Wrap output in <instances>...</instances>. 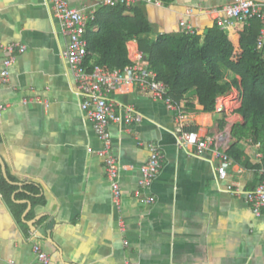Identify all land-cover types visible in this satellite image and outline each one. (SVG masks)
<instances>
[{
	"label": "crops",
	"instance_id": "obj_1",
	"mask_svg": "<svg viewBox=\"0 0 264 264\" xmlns=\"http://www.w3.org/2000/svg\"><path fill=\"white\" fill-rule=\"evenodd\" d=\"M68 1L73 7L93 2ZM232 1L172 0L158 6L140 0L135 5L143 9L152 25L148 36L155 39L180 32V20L204 31L222 17L218 8ZM251 21L234 22L226 30L236 36ZM67 42L47 0H0V69L6 45L25 46L10 67L8 82L0 85V157L8 178H14L10 184L18 186L12 199L26 204L17 218L0 192V264H34L35 243L55 264H264V207L255 215L243 196L264 169L259 145L246 139L239 146L258 170L230 157L220 176L213 148L199 153L194 146L177 144L183 129L214 137L213 146L226 151L236 141L232 126L244 122L234 112L241 103L238 90L232 87L218 96L214 112H203L196 103L184 110L182 120L135 87L112 91L115 103L132 105L141 117L110 125L120 166L117 207L99 154L101 143L80 108L62 55ZM126 46L128 59L139 50L135 40ZM233 78L240 79L223 68V80ZM194 93L192 88L184 97ZM150 142L159 143L164 156L159 174L143 190L138 181ZM26 183L38 188L41 202L16 198ZM147 196L154 202L146 204Z\"/></svg>",
	"mask_w": 264,
	"mask_h": 264
},
{
	"label": "trees",
	"instance_id": "obj_2",
	"mask_svg": "<svg viewBox=\"0 0 264 264\" xmlns=\"http://www.w3.org/2000/svg\"><path fill=\"white\" fill-rule=\"evenodd\" d=\"M126 11L132 15H125ZM260 27L261 22L255 18L236 36L214 24L204 31L196 29L192 34L164 33L152 39L148 36L152 25L141 7L100 6L86 26V63L92 62L105 70L124 68L130 64L126 43L135 40L157 78L167 85L169 96L183 110L197 103L203 112H214L216 98L235 87L241 103L234 112L239 113L244 122L232 126L231 136L236 141L226 153L235 162L258 170L259 165L248 164L243 158L239 146L246 139L258 144L264 162V56L256 49ZM223 68L240 79L224 81ZM192 88L195 93L184 97ZM261 179L262 176L257 183ZM17 189L18 186L8 183L0 172V192L19 218L26 204H16L12 199ZM38 194L35 185L26 183L15 196L35 203L42 201Z\"/></svg>",
	"mask_w": 264,
	"mask_h": 264
},
{
	"label": "built area",
	"instance_id": "obj_3",
	"mask_svg": "<svg viewBox=\"0 0 264 264\" xmlns=\"http://www.w3.org/2000/svg\"><path fill=\"white\" fill-rule=\"evenodd\" d=\"M53 15L57 18L60 32L67 37L68 42L62 52L66 59L75 82L76 93L81 97L80 108L92 122L101 147L99 154L104 158V169L110 183L112 198L119 207L121 189L119 184L120 166L112 152L110 125L112 123L130 124L140 121V115L130 104L115 103L110 95L112 91L122 85H129L149 93L151 97L162 102L168 109L176 112V118H184V110L173 101L168 94L167 85L157 78L156 73L150 68L148 61L140 50L130 56V64L124 68L105 70L92 62L86 63L87 41L85 32L87 23L94 19L96 6H124L131 7L140 0H92L90 5L73 7L68 0H47ZM147 3L163 5V0H144ZM222 17L218 18L217 25L226 29L234 22L249 23L257 18L261 22V29L256 39V49L264 56V0H233L224 4L217 10ZM180 32L192 34L195 29L184 20H180ZM25 46L19 43H10L4 47L6 56L2 60L0 69V85L9 80L10 67ZM214 138V137H213ZM201 137L196 132L181 129L177 134L179 146H194L197 152L213 148L218 159L217 168L220 176L226 174L231 158L224 149L214 145V139ZM149 156L141 166V177L138 181L140 189L150 188L153 179L159 174L162 167L163 151L159 143H148ZM262 179L251 189L243 192L255 215H260L264 207V169L260 171ZM146 204L154 202L152 196L143 200ZM35 254L34 264H55L39 244H33Z\"/></svg>",
	"mask_w": 264,
	"mask_h": 264
},
{
	"label": "water",
	"instance_id": "obj_4",
	"mask_svg": "<svg viewBox=\"0 0 264 264\" xmlns=\"http://www.w3.org/2000/svg\"><path fill=\"white\" fill-rule=\"evenodd\" d=\"M0 169L3 173V176L5 177V179L9 182V183H12V184H15V182H12L11 180H9L8 176H7V173H6V170H5V165H4V162L2 160V158L0 157ZM19 184V183H18Z\"/></svg>",
	"mask_w": 264,
	"mask_h": 264
},
{
	"label": "rangeland",
	"instance_id": "obj_5",
	"mask_svg": "<svg viewBox=\"0 0 264 264\" xmlns=\"http://www.w3.org/2000/svg\"><path fill=\"white\" fill-rule=\"evenodd\" d=\"M231 98H232L231 95L229 97H227V99L224 100L225 101V104H228Z\"/></svg>",
	"mask_w": 264,
	"mask_h": 264
}]
</instances>
